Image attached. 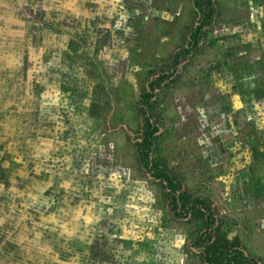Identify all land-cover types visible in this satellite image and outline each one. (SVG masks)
Masks as SVG:
<instances>
[{
  "label": "rangeland",
  "instance_id": "rangeland-1",
  "mask_svg": "<svg viewBox=\"0 0 264 264\" xmlns=\"http://www.w3.org/2000/svg\"><path fill=\"white\" fill-rule=\"evenodd\" d=\"M214 4L200 45L156 85L151 157L180 210L213 205L215 256L240 246L264 264V0ZM207 10L0 0V264H208L206 212L174 215L140 162L141 93Z\"/></svg>",
  "mask_w": 264,
  "mask_h": 264
},
{
  "label": "trees",
  "instance_id": "trees-1",
  "mask_svg": "<svg viewBox=\"0 0 264 264\" xmlns=\"http://www.w3.org/2000/svg\"><path fill=\"white\" fill-rule=\"evenodd\" d=\"M193 2L196 7L205 6L206 8H208L207 12L191 29L189 35V42L177 50L175 57L173 59L172 68L168 71H164L163 73L159 74L154 79H152L151 82L149 83L148 89L141 93V112L148 126V131L144 136L142 140V144L140 146V162L142 167L148 172V174L151 177L160 180L164 183L165 187L169 191L171 210L173 211L174 215L178 217H187L191 214L192 211H194L197 208H202L206 212L207 223L198 237V241L202 245V252L205 262H207L208 264H235L236 258L240 257L250 262L251 264H261V261L257 257L249 255L240 246L232 247L227 252L225 261L215 256L212 250L209 247H207L204 242L205 235L215 226L217 221V216L213 205L210 202L206 201L205 199L197 197L193 199L184 210H180L178 207L177 184L174 178L168 171L158 170L153 166L151 153L153 151L155 135L159 131V126L152 120L149 114L148 105L156 95V85L160 81H165L173 77V75L176 73L178 69L181 57L200 45L203 32L208 22L214 17L216 12V6L214 4V0H205V1L193 0ZM0 187H2V185ZM1 223H3V221H0V224ZM22 224H30V223L25 221L9 222V225L11 226L13 225L22 226ZM31 224H35V226H41L43 224H48V223L41 224L40 222L32 221ZM53 224L55 225V226L52 225L53 228L54 227L56 228L57 225L58 228H60L59 224L57 223H53Z\"/></svg>",
  "mask_w": 264,
  "mask_h": 264
}]
</instances>
